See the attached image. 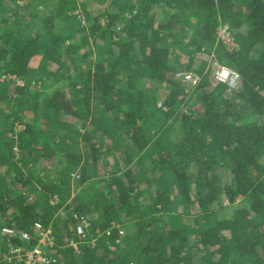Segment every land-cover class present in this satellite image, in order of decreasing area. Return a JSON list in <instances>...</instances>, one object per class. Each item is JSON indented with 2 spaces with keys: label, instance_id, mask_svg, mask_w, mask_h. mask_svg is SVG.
Returning a JSON list of instances; mask_svg holds the SVG:
<instances>
[{
  "label": "trees",
  "instance_id": "1",
  "mask_svg": "<svg viewBox=\"0 0 264 264\" xmlns=\"http://www.w3.org/2000/svg\"><path fill=\"white\" fill-rule=\"evenodd\" d=\"M8 1L0 78L23 84L0 79V264L10 242L36 243L2 228L37 221L59 264H264V0H39L45 15ZM214 61L239 73L234 89ZM75 178L87 196L57 217ZM75 211L93 237L122 224L121 243L114 227L78 252Z\"/></svg>",
  "mask_w": 264,
  "mask_h": 264
},
{
  "label": "built area",
  "instance_id": "2",
  "mask_svg": "<svg viewBox=\"0 0 264 264\" xmlns=\"http://www.w3.org/2000/svg\"><path fill=\"white\" fill-rule=\"evenodd\" d=\"M85 23V21H83ZM224 30L226 32L225 35L220 34V30ZM218 38L223 42L228 43L231 42L232 46H228L233 48L237 46L235 42V38L227 24H221L218 27ZM214 62L216 64H214ZM213 64L215 66L214 75L217 80L225 82L228 84L229 89H234L238 85L239 81V73L232 68L221 64L217 61H214ZM177 76L183 81L192 86H195L199 81V76L192 73L181 71L177 73ZM15 79L18 84H23V81L17 78L16 75L12 74H4L0 79ZM76 177H79L80 174L76 173ZM60 197L55 194L51 198V202L53 204L58 203ZM71 202H66L58 208L56 211V216H62L64 212V208L66 205L71 204ZM72 219L74 221V231L77 234L78 240H71L69 244L73 245L75 249L78 251V244L80 243H88L92 246H95L98 242V237L102 234L110 235L112 233V229L114 227L118 230V236L115 239V243H111L109 245L110 248L115 249L117 244H120L122 241V237L125 234V228L120 223L112 222V226L101 230L100 227L96 228L97 234L93 237L90 234V231L93 227L92 218L86 215L83 212L75 211L72 215ZM34 234L17 229L12 226H4L2 228V232L5 235H18L25 241H30L32 238L36 239V243L32 247L26 248L22 245H15L13 243H9L7 250L4 254V258L8 264H59V256L56 254H52L51 251L55 250L56 246V237L54 233V229L51 225L45 226L41 221H37L34 224ZM79 252V251H78ZM134 264V263H131Z\"/></svg>",
  "mask_w": 264,
  "mask_h": 264
},
{
  "label": "rangeland",
  "instance_id": "3",
  "mask_svg": "<svg viewBox=\"0 0 264 264\" xmlns=\"http://www.w3.org/2000/svg\"><path fill=\"white\" fill-rule=\"evenodd\" d=\"M26 4H30L31 9H34L40 15H45L53 7V4L50 3V2H47V1L44 2V1H39V0H18L17 2L8 1L7 2L6 10H7V12H13L17 8H21V7H23ZM33 27H34V29L35 28H38V24H34ZM220 34L221 35H225L226 32L221 29L220 30ZM225 44L228 45V46H232V43L231 42H228V43H225ZM40 61H41V58L39 56L38 57L36 56L32 60L31 65L34 66V67H36V66L39 65ZM214 64H216V63L214 62ZM214 64L213 63L211 64V68H212L213 71L215 69ZM47 84H49V80L44 84V86L47 85ZM40 86H41V84L38 83V85L36 87L40 89ZM80 122H82V121H80L79 119H77L75 117H69V123L71 124V127L70 128L71 129L72 128L73 129L74 128L75 129L78 128V129H80L83 132L84 131V128H85L84 127L85 125H84V123H80ZM79 146H81V144ZM111 157H112V155H111ZM121 160H123V159L121 158ZM123 162H121V163H123ZM218 175H220V178L219 179L221 181H223V182L229 181L230 173H229L228 170L221 169L219 171V174ZM76 180H77V178H75V180L73 181L75 184L71 186V192L64 194V197H65L64 199L66 200V202H71L72 201V203H77V202H79L78 200H80L82 198L84 199L87 196L85 194V189H84V187L85 188L87 187V184L86 183H81L80 185H77L76 182H75ZM86 189L88 190V188H86ZM95 215H97V212H94V216Z\"/></svg>",
  "mask_w": 264,
  "mask_h": 264
}]
</instances>
